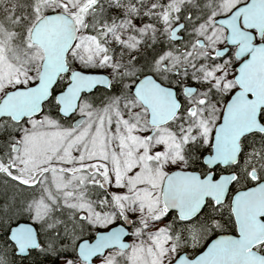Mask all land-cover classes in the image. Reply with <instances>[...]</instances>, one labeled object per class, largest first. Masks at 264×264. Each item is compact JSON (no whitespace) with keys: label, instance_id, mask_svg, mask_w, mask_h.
I'll use <instances>...</instances> for the list:
<instances>
[{"label":"snow or ice","instance_id":"obj_1","mask_svg":"<svg viewBox=\"0 0 264 264\" xmlns=\"http://www.w3.org/2000/svg\"><path fill=\"white\" fill-rule=\"evenodd\" d=\"M0 229V264H264V0H0Z\"/></svg>","mask_w":264,"mask_h":264},{"label":"rangeland","instance_id":"obj_2","mask_svg":"<svg viewBox=\"0 0 264 264\" xmlns=\"http://www.w3.org/2000/svg\"><path fill=\"white\" fill-rule=\"evenodd\" d=\"M0 235H2V229H0ZM25 263H27V262H25Z\"/></svg>","mask_w":264,"mask_h":264},{"label":"water","instance_id":"obj_3","mask_svg":"<svg viewBox=\"0 0 264 264\" xmlns=\"http://www.w3.org/2000/svg\"><path fill=\"white\" fill-rule=\"evenodd\" d=\"M126 242H130V241H126ZM25 264H27V263H25Z\"/></svg>","mask_w":264,"mask_h":264}]
</instances>
